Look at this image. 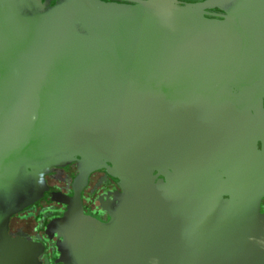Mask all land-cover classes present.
Masks as SVG:
<instances>
[{
	"label": "water",
	"instance_id": "obj_1",
	"mask_svg": "<svg viewBox=\"0 0 264 264\" xmlns=\"http://www.w3.org/2000/svg\"><path fill=\"white\" fill-rule=\"evenodd\" d=\"M72 162L121 192L45 223L59 262L264 264V0H0V253Z\"/></svg>",
	"mask_w": 264,
	"mask_h": 264
},
{
	"label": "flooded vegetation",
	"instance_id": "obj_2",
	"mask_svg": "<svg viewBox=\"0 0 264 264\" xmlns=\"http://www.w3.org/2000/svg\"><path fill=\"white\" fill-rule=\"evenodd\" d=\"M221 14L223 12L220 9L213 8L208 10L207 16L219 17ZM79 172L76 162L63 167L49 168L42 179L45 195L34 204L7 218L5 223L7 241L5 249L0 253V264H19L20 242L28 243L30 251L38 253V264H63L58 261L57 250V242L61 238L56 233L47 231L45 223L63 216L68 207L66 201H77L80 218L94 216L102 221L109 219V204L114 201L116 194L121 192L120 186L106 172L94 170L89 173L87 181L74 196V181ZM259 211L264 213V198L260 201ZM24 249L25 247L22 248Z\"/></svg>",
	"mask_w": 264,
	"mask_h": 264
},
{
	"label": "trees",
	"instance_id": "obj_3",
	"mask_svg": "<svg viewBox=\"0 0 264 264\" xmlns=\"http://www.w3.org/2000/svg\"><path fill=\"white\" fill-rule=\"evenodd\" d=\"M179 2H182L181 0H178Z\"/></svg>",
	"mask_w": 264,
	"mask_h": 264
}]
</instances>
